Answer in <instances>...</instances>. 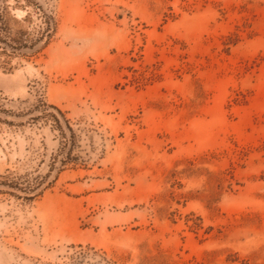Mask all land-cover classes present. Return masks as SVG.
I'll use <instances>...</instances> for the list:
<instances>
[{"label": "rangeland", "instance_id": "374dc122", "mask_svg": "<svg viewBox=\"0 0 264 264\" xmlns=\"http://www.w3.org/2000/svg\"><path fill=\"white\" fill-rule=\"evenodd\" d=\"M0 264H264V0H0Z\"/></svg>", "mask_w": 264, "mask_h": 264}, {"label": "bare ground", "instance_id": "6f19581e", "mask_svg": "<svg viewBox=\"0 0 264 264\" xmlns=\"http://www.w3.org/2000/svg\"><path fill=\"white\" fill-rule=\"evenodd\" d=\"M30 68H33V67H31V65H30ZM35 70V69H34Z\"/></svg>", "mask_w": 264, "mask_h": 264}]
</instances>
